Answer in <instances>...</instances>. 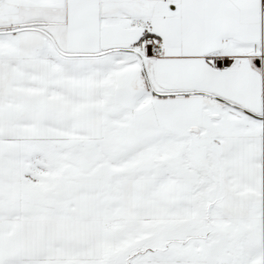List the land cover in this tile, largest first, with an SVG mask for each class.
<instances>
[{"label": "snow or ice", "instance_id": "6c2138e0", "mask_svg": "<svg viewBox=\"0 0 264 264\" xmlns=\"http://www.w3.org/2000/svg\"><path fill=\"white\" fill-rule=\"evenodd\" d=\"M0 264H264V0H0Z\"/></svg>", "mask_w": 264, "mask_h": 264}]
</instances>
